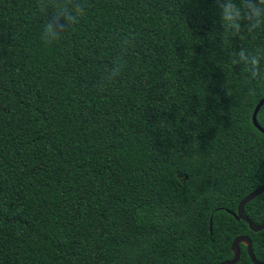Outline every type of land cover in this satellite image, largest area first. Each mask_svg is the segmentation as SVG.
Returning <instances> with one entry per match:
<instances>
[{"label":"trees","instance_id":"trees-1","mask_svg":"<svg viewBox=\"0 0 264 264\" xmlns=\"http://www.w3.org/2000/svg\"><path fill=\"white\" fill-rule=\"evenodd\" d=\"M80 2L45 44L51 8L0 0V264H220L239 236L264 263V229L232 216L264 186V81L230 63L264 27L226 32L215 0ZM244 213L259 225L264 193Z\"/></svg>","mask_w":264,"mask_h":264},{"label":"clouds","instance_id":"clouds-1","mask_svg":"<svg viewBox=\"0 0 264 264\" xmlns=\"http://www.w3.org/2000/svg\"><path fill=\"white\" fill-rule=\"evenodd\" d=\"M215 3L219 8L220 23L226 32L237 35L246 29L249 34H252L264 27V0H215ZM37 7L45 15L49 8L52 9L39 36L45 44H53L60 40L62 34L85 15V5L80 0H37ZM133 40L134 37L131 36L121 40L122 52L127 51ZM262 60H264V51L250 52L240 48L238 52L232 54L230 63L232 66H242L250 79L264 81ZM123 67L121 57L118 56L113 61L111 69L105 70L108 74L103 79L108 82V85L119 77ZM97 87H104V85L101 83ZM249 94L255 95V90L250 89Z\"/></svg>","mask_w":264,"mask_h":264},{"label":"water","instance_id":"water-1","mask_svg":"<svg viewBox=\"0 0 264 264\" xmlns=\"http://www.w3.org/2000/svg\"><path fill=\"white\" fill-rule=\"evenodd\" d=\"M264 103V99H262L255 107L253 113H252V117H251V121L253 126L262 134H264V129L259 125V123L257 122V114L261 108V106ZM264 193V186H260L259 188H257L256 190H254L252 193H250L248 196L244 197L243 200L238 204L237 206V210L236 213H233L232 216L235 218L236 221H243L247 224L248 228L250 231L252 232H259L262 231L264 229V219L262 220V222L259 225H254L249 218H247V216L244 213V207L246 204H248L249 202H251L252 200H254L257 196L261 195ZM211 220L209 223V230L211 231ZM243 245L246 249L247 255L249 256V259L251 261V264H264V263H260L258 262L253 253H252V244H251V240L246 237V236H239L236 237L232 244H231V251H232V259L226 262H222L220 264H236L239 261L240 258V246Z\"/></svg>","mask_w":264,"mask_h":264}]
</instances>
